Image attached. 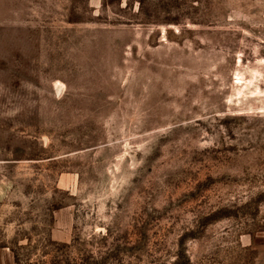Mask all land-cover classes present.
Segmentation results:
<instances>
[{
  "label": "rangeland",
  "instance_id": "obj_1",
  "mask_svg": "<svg viewBox=\"0 0 264 264\" xmlns=\"http://www.w3.org/2000/svg\"><path fill=\"white\" fill-rule=\"evenodd\" d=\"M264 264V0H0V264Z\"/></svg>",
  "mask_w": 264,
  "mask_h": 264
},
{
  "label": "trees",
  "instance_id": "obj_2",
  "mask_svg": "<svg viewBox=\"0 0 264 264\" xmlns=\"http://www.w3.org/2000/svg\"><path fill=\"white\" fill-rule=\"evenodd\" d=\"M175 264H178V263H175Z\"/></svg>",
  "mask_w": 264,
  "mask_h": 264
}]
</instances>
